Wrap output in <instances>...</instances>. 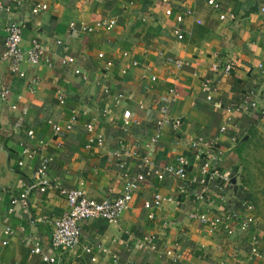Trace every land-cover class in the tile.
Returning <instances> with one entry per match:
<instances>
[{
  "label": "crops",
  "instance_id": "obj_1",
  "mask_svg": "<svg viewBox=\"0 0 264 264\" xmlns=\"http://www.w3.org/2000/svg\"><path fill=\"white\" fill-rule=\"evenodd\" d=\"M208 1L135 0L130 6L127 0H0V55L11 20L22 28L23 49L32 40L45 48L38 64L21 65L24 77L11 74L0 58V87L11 91L9 101L17 106L12 110L0 101V264H43L41 255L32 252L34 243L42 254L59 258L58 264H167L166 251L179 256L177 264H264V221L256 211L255 225L230 238L209 235L192 217L197 210L220 214L237 209L243 196L239 180L233 196L231 186L226 187L224 200L210 187L206 202L196 199L200 187L190 183L195 162L185 179L162 175L180 155L192 161L187 140L197 137L218 138L223 172L240 168L238 145L229 149L227 135L218 130L226 107L237 106L251 91L258 98L264 86V16L258 11L264 0H213L218 10ZM36 5L47 8L34 14ZM105 19H114L113 29L81 30L83 24ZM68 57L74 62L63 66L61 60ZM217 59L233 64L230 75L211 70ZM177 60L183 62L179 68ZM206 79L212 81L209 89L202 86ZM169 89L176 93L170 115L181 119L180 133L166 127L160 140L144 150L154 133L159 97ZM232 119L242 139L250 130L264 131L257 110ZM88 124L94 126L92 133ZM55 126L62 130L56 133ZM96 135L104 140L102 149L87 145ZM120 142L146 155L153 167L139 169L134 159L109 156ZM43 156L53 159L48 179L97 201L120 195L125 176L142 173L144 180L117 224L83 221L78 246L60 253L52 249L50 235L67 211L64 198L54 189L27 194ZM182 186L186 194L180 193ZM155 195L160 205L146 209L144 203ZM12 198H26L28 207L9 212ZM254 247L261 257L252 254Z\"/></svg>",
  "mask_w": 264,
  "mask_h": 264
},
{
  "label": "built area",
  "instance_id": "obj_2",
  "mask_svg": "<svg viewBox=\"0 0 264 264\" xmlns=\"http://www.w3.org/2000/svg\"><path fill=\"white\" fill-rule=\"evenodd\" d=\"M123 1V0H117ZM128 5L132 6L135 0H127ZM208 4L214 9L218 10V4L210 0ZM4 7L0 3V8ZM46 5H36L32 8V13H38L41 10H45ZM7 12L10 11L9 7H5ZM259 14L264 16V4L259 7ZM166 15H170V10H167ZM188 14H190L188 12ZM182 16L176 17L177 23L182 22ZM221 20L224 19L223 16L220 17ZM115 26L114 19L97 20L92 24L82 25L81 30L85 33L91 34L99 30H111ZM70 29H74V25L71 24ZM6 40H5V50L0 55L1 60L8 64V69L11 74H15L19 77H24L25 74L21 71V65L23 63H28L30 65L38 64L44 54L45 48L36 40L31 41V45L28 49H23L21 47L22 41V28L19 23L15 21H10L5 29ZM175 36L178 40L183 38L182 34L175 31ZM57 44H61V41H57ZM126 55V54H125ZM74 62L72 57L64 58L61 60V64L68 65ZM132 64H136L133 62ZM176 67H181L183 65L182 61L174 62ZM260 67L262 65H259ZM213 72H220L224 75H230L233 69V64L230 61L223 62L217 59L210 66ZM156 78L151 76L150 81L154 82ZM32 84L36 82L32 80ZM211 79H206L203 82V87L209 89L211 86ZM11 91L6 87H0V101L9 103L12 110H16L17 106L15 102H10ZM176 93L173 89H169L166 94L159 97L157 104V117L153 123L154 133L149 138L147 143L144 145V150L156 144L162 137L163 131L166 127L172 129L175 133H180L182 127V121L178 117H173L170 115V107L174 102ZM62 103V98H59ZM207 100H211V95L208 94ZM258 111V119L264 122V105L263 107L257 100L256 92L251 91L247 96L242 97L241 102L237 106H228L225 108V113L227 114L225 123L219 127V135H227L228 147L233 149L238 145L242 139L241 127L232 122L234 114H247L252 115V112ZM105 110L103 111V113ZM124 119L128 120L130 118V113H124ZM231 123V127L228 124ZM66 130H70L71 126L65 127ZM231 129V131H229ZM56 133H59L62 129L60 126H55ZM88 133L94 131V126L88 124L86 126ZM31 136L32 132H28ZM218 138L206 139L202 137L192 138L187 140V147L191 153L192 161L189 160L184 155L176 157L175 162L172 165L166 166L162 175H168L169 177H176L179 179H185L187 174L192 170L191 163L195 162V174L193 175L190 183L195 184L200 187V192L196 199L199 201H209V189L210 187L215 188L220 196V200L225 199L227 194V188L231 186L230 180L236 174L233 172H223L220 167V162L223 157L224 151L217 146ZM88 146L94 145L99 149L104 147V140L101 135H96L90 137L88 140ZM24 154L29 155V151H23ZM138 150L130 148L127 144L120 142L116 149L108 152V155L114 158H121L122 156L134 159L137 163L139 169H149L152 168V161L144 154H140ZM52 157H42L39 168L34 174V180L31 182L27 189V194L32 190H45L54 189L58 194L64 198L67 206V211L59 219H57L53 224V230L50 235V244L52 249L58 250L60 253H66L75 249L79 244L80 239V224L85 220L90 219H102L110 224H117L121 218L122 213L127 210L129 204L132 200L134 192L138 189L139 183L144 180V175L138 173L135 176H125V181L122 186V192L120 195L114 198H105L102 200H94L89 198L86 193L81 189H66L61 187L57 180L48 179L50 164L52 163ZM22 165V162H19ZM123 167V163L120 164ZM128 175V174H127ZM240 190H242L243 196L239 200V205L237 209H229L220 214H211L208 211L197 210L193 213L192 217L202 226H204L209 235H219L230 238L235 236L237 231L247 232L253 225H255L256 218L254 216V205L248 199L246 194V189L241 184H239ZM238 186V187H239ZM186 186L180 188V193L186 194ZM161 198L159 195L153 196V199L149 202L144 203L146 209H151L152 207H158L161 203ZM20 206L23 209L28 207L27 199H16L12 198L9 201L8 211L13 212L15 207ZM5 235L10 236L13 232L10 228L5 229ZM7 240L2 242L3 246H6ZM86 252H89L88 248H85ZM32 252L41 255V261L43 264H58L60 262L59 258L49 255H44L41 252L38 243H34ZM252 254L261 257V252L259 249L254 247L252 249ZM166 256L170 258L167 264H177L179 256H176L171 251H166Z\"/></svg>",
  "mask_w": 264,
  "mask_h": 264
},
{
  "label": "rangeland",
  "instance_id": "obj_3",
  "mask_svg": "<svg viewBox=\"0 0 264 264\" xmlns=\"http://www.w3.org/2000/svg\"><path fill=\"white\" fill-rule=\"evenodd\" d=\"M244 141L237 177L245 187L256 215L264 221V131L250 130ZM241 144V145H242Z\"/></svg>",
  "mask_w": 264,
  "mask_h": 264
},
{
  "label": "water",
  "instance_id": "obj_4",
  "mask_svg": "<svg viewBox=\"0 0 264 264\" xmlns=\"http://www.w3.org/2000/svg\"><path fill=\"white\" fill-rule=\"evenodd\" d=\"M258 102L261 104V102L264 100V86L263 88L259 91L258 93V98H257ZM246 140V138H243L241 140V143H243L244 141ZM237 180L238 177L237 176H233L230 180V184H231V187H230V194L231 196H233L234 194H236V191H237Z\"/></svg>",
  "mask_w": 264,
  "mask_h": 264
},
{
  "label": "trees",
  "instance_id": "obj_5",
  "mask_svg": "<svg viewBox=\"0 0 264 264\" xmlns=\"http://www.w3.org/2000/svg\"><path fill=\"white\" fill-rule=\"evenodd\" d=\"M248 132H249V131H248ZM244 143H245V142H244ZM242 147H243V144H242V145L238 144V146H237V150H236L238 155H240V152L242 151ZM237 169H238V167H237V168H234V169L232 170L233 174H236Z\"/></svg>",
  "mask_w": 264,
  "mask_h": 264
}]
</instances>
